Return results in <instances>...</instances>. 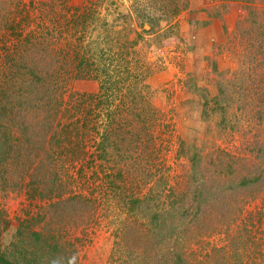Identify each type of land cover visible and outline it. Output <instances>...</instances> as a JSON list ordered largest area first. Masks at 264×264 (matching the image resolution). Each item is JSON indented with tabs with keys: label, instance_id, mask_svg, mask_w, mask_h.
Here are the masks:
<instances>
[{
	"label": "rangeland",
	"instance_id": "1",
	"mask_svg": "<svg viewBox=\"0 0 264 264\" xmlns=\"http://www.w3.org/2000/svg\"><path fill=\"white\" fill-rule=\"evenodd\" d=\"M174 1L0 0V87L10 101L0 106V250L9 259L63 264L67 256L73 264H154L152 254L136 252V258L124 252L120 229L124 223L144 228L143 213L152 211L142 204L138 215H130L127 197L153 191L164 200L162 212L171 211V200L181 196L179 205L190 209L181 235L169 240L162 234L163 252L178 249L193 264H264V0H193L191 10L175 15ZM27 37L32 52L38 51L28 64L39 62L44 74H50L49 65L65 68L57 75L62 87L53 95L55 119L38 109L13 108L6 53L16 57ZM76 53L96 63L103 55L112 66L129 59L144 83L133 87L136 79L128 77L131 87L112 88L108 99L99 98L105 92L100 81L108 76L93 77L95 65L77 67ZM86 69L92 76H78ZM89 95H94L91 108L101 113L99 129L117 116L119 134L108 131L105 156L96 154L103 150L95 136L86 139L83 165L84 160L58 161L64 177H76L70 191L92 199L88 209L94 212L85 217L84 208L50 207L62 197L32 195L26 171L23 179L20 174L26 156L18 137L28 121H39V128L69 121L66 103ZM132 112L146 121L134 119ZM245 177L257 180L241 186ZM149 204L155 209V201ZM34 232L42 233L39 240ZM147 235L151 239L155 233ZM56 243L67 252L53 251ZM213 252L227 260L213 262Z\"/></svg>",
	"mask_w": 264,
	"mask_h": 264
},
{
	"label": "trees",
	"instance_id": "2",
	"mask_svg": "<svg viewBox=\"0 0 264 264\" xmlns=\"http://www.w3.org/2000/svg\"><path fill=\"white\" fill-rule=\"evenodd\" d=\"M238 1L249 2L248 0ZM251 1L253 2L254 0ZM173 4L174 5L171 9V12L174 15L181 10H188L191 8L190 0H176L173 2ZM23 40V44L21 45L16 57H14L13 53L10 51L6 53V59L10 62L9 67L12 71L11 79L13 82V87L9 86L8 92L9 90H12V93H15L14 95H12L15 102L13 103V108H15L17 105L18 107L23 109L24 113L28 111L31 112L33 108L38 109L39 112L42 111L44 114L47 113V116L45 118L52 117V119H55L54 117L58 114L56 113V109H53V95L55 93H58L60 88L62 87V82L60 81L57 75L60 71H65V68L64 66H61L60 69L53 70V68L49 65V68L51 70L50 74H44L42 71L43 69H40L43 65L40 66L39 62L28 64L26 60L37 59L38 51H36V54L32 52V46H29L30 39L28 37ZM34 46L35 48H33L38 50L36 44H34ZM29 52L31 53V56L26 57V54ZM76 54L77 55H75V58L76 60H78L77 67L82 68L89 66L93 68V66L95 65L93 70H95L96 73H94L93 77L98 78L99 74H105L108 76L105 77L103 81H100V88H103L105 92H99V94L97 95L99 96V98L104 97L107 92L112 88H122L125 85H127L128 87L133 86L137 88L141 81L144 83V78L139 77L138 73H136L132 69V67L130 68L128 66L129 59L126 60L124 63L120 62L119 65L117 64L112 66L113 60L110 58H103V55L101 56V59H99L100 62L96 63L95 61H90V55L89 57H87L86 54H83V56H81L79 53ZM123 55L126 56L125 53H123ZM40 61L43 62L42 59H40ZM90 70L91 69H86V72L79 74L78 76H85L87 75V73L92 76V71ZM119 73H123L124 77L121 76L118 77V79L112 78L111 74ZM46 77L49 79H47ZM128 77L136 79L134 84L131 86L130 84L128 85L126 83ZM110 79H112V81H110ZM1 87L0 106H2L1 104L3 103V101L7 104H9L10 102L8 100L9 96L7 92H5V90H2ZM37 88L38 91H35V89ZM138 92L142 95L141 90ZM105 97L107 98V96ZM93 98L94 95H89L87 98L81 99L80 102L66 103L69 105L66 106L63 114L69 113L67 116L69 118V121L67 122H60L56 125H53V122H51L49 127L39 128V124H41L39 121H36L35 123H33L34 121H28L26 126L23 125L22 129L20 130V135L18 137L20 139L19 144L24 147L23 155L26 156H21V158L25 159L20 164V174L21 178L23 179L24 176L22 175V171H26L24 175L25 177L28 176L29 180L26 183V186H30L35 191V194L32 195L39 196L41 198L62 197L61 199H58V201H55L54 203L50 204V207L54 208L56 206H62L65 208V206H69V211L72 212H77L78 207L84 208V210H82V215L85 217H89L94 212L93 209H88L89 204L91 205L92 199L80 193L70 191L71 183L76 179V177L69 174L65 175L64 177L63 174L59 171L58 161H68L70 165H73L76 160H84L81 161L83 165L84 162H87L85 158V142L88 137H101L102 144L100 146L102 147L103 151L100 152V150H98L96 154L102 156L104 155V149L106 148L104 147V144L108 143V131H113L115 135L119 134L117 123L119 122V117L117 116L113 117L112 121H109L110 127H108L109 125H105L103 131L99 129L98 120L101 116V113H95L94 109L91 108V106L93 105ZM103 102L104 100L101 99L98 102L96 108H98ZM136 104L139 105L140 102ZM133 110L135 109L133 108ZM133 113L134 112H132L131 114L134 116V119L141 118L142 123L146 121L147 116L142 117L140 113ZM131 114L126 113L125 117H130L131 120H126L131 126H134L133 121L135 120L132 118ZM142 129H145V127H143ZM89 130L93 132H88ZM7 139L8 135H6L5 139L2 141L4 145L7 144ZM103 139L104 141H106V143L103 142ZM26 143H28L32 147L26 146ZM127 150H129L128 147H126V151ZM194 168L196 172V169L198 167L194 165ZM82 169L83 168L81 166L78 172L82 171ZM255 180H257V178L245 177L239 182V184L241 186H246L247 184H250L252 181ZM110 184L112 185L113 181H111ZM66 190H68V192ZM196 191L198 195L202 194L201 189H199L198 187H196ZM181 200L183 201L182 196L173 198L170 202L171 211L168 210V212H162L161 210H163V208H159V202L164 200L160 198V194L157 192L153 193V191H150L144 197H137L135 195L127 197V202L130 205V211L132 212L130 215H138L140 213V207H144L142 206V204L145 205V208H148L152 212L150 214L145 212L143 213L146 218V221H143V229H141V227L138 230L133 229L132 226L128 223H124L125 225L123 228L120 226L121 235L126 237L125 239L123 237L127 247V250H124V252H128L131 255H135V253L137 252V255H139L142 251H144L145 256L148 255L149 257V254H152V257L156 258L157 261L154 264H162L161 262L167 264L168 260L164 259L167 252L162 251L165 246V237L162 234H166L165 236L169 237V240H171V238H174L177 234L181 235L180 230L185 226V222L182 220V218H186V216H188L190 212V209L188 207L183 208L182 205H179ZM150 201L153 202V204L155 201V209L149 204ZM94 205L95 202L93 200V207ZM177 207H179V209L177 210V212H174V209H176ZM168 216L169 219L172 217L174 218L175 216L179 218L173 219L168 223L166 219ZM129 232H135L136 236L129 237ZM149 232L155 233L152 238L150 237L151 239H148L149 237L147 233ZM33 235L37 240H39V238L42 236V233L34 232ZM144 237L147 239H142ZM178 244L179 241L175 240V245ZM60 246L61 245H59V243H56L52 248L53 251L59 250V248H63V253L67 252V249L64 246ZM160 251L162 252V254H159ZM167 255H169V258L171 257L169 259V264H193L187 261L183 252L178 249L175 250L174 248V250H172L171 253ZM135 257L138 258L136 255ZM210 258L213 262L214 259L215 261L219 259L224 262L227 260V258L222 255L219 256L218 254H216L214 256V252L212 255H210ZM151 262V260H148L146 264H151ZM0 264L38 263L36 260L31 258L28 259L27 257L22 263H19L15 260L13 261L9 259L3 251L0 250ZM63 264H73L72 258L66 256L63 260Z\"/></svg>",
	"mask_w": 264,
	"mask_h": 264
},
{
	"label": "crops",
	"instance_id": "3",
	"mask_svg": "<svg viewBox=\"0 0 264 264\" xmlns=\"http://www.w3.org/2000/svg\"><path fill=\"white\" fill-rule=\"evenodd\" d=\"M192 2H193V0H191V8H190V10L192 9ZM204 19H206V17H204ZM209 19H211L210 17H209Z\"/></svg>",
	"mask_w": 264,
	"mask_h": 264
}]
</instances>
